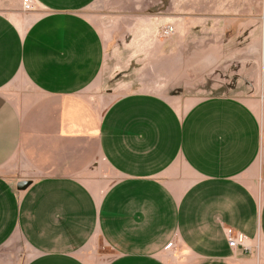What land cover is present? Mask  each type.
Segmentation results:
<instances>
[{
    "label": "crops",
    "instance_id": "obj_1",
    "mask_svg": "<svg viewBox=\"0 0 264 264\" xmlns=\"http://www.w3.org/2000/svg\"><path fill=\"white\" fill-rule=\"evenodd\" d=\"M96 1L33 0L25 31L0 12V264H23L18 240L25 264H88L78 254L96 236L106 264H170L174 242L175 264H264L263 105L214 95L182 113L132 93L97 111L81 96L106 61L83 15ZM98 159L117 177L103 193L82 178Z\"/></svg>",
    "mask_w": 264,
    "mask_h": 264
},
{
    "label": "rangeland",
    "instance_id": "obj_2",
    "mask_svg": "<svg viewBox=\"0 0 264 264\" xmlns=\"http://www.w3.org/2000/svg\"><path fill=\"white\" fill-rule=\"evenodd\" d=\"M196 3L199 11L191 9ZM33 7L25 11L24 0H0V12L23 31ZM83 15L102 35L106 61L81 96L102 114L132 93L161 96L182 113L214 95L264 107V0H97ZM165 26L174 28L171 35H163ZM82 178L103 193L117 177L98 159ZM16 244L25 264L32 252L24 242ZM256 246L261 263L264 243ZM78 255L88 264H106L112 257L99 236ZM162 256L170 264L184 259L176 242Z\"/></svg>",
    "mask_w": 264,
    "mask_h": 264
},
{
    "label": "built area",
    "instance_id": "obj_3",
    "mask_svg": "<svg viewBox=\"0 0 264 264\" xmlns=\"http://www.w3.org/2000/svg\"><path fill=\"white\" fill-rule=\"evenodd\" d=\"M33 0H24V10L25 11H31L33 10ZM170 28V29H169ZM172 27L165 26L163 28V35H171L172 32ZM171 33V34H170ZM264 98V94H263ZM225 233L227 236L228 244L230 248L234 251H241L244 254H251L252 253V242L250 241L249 238H247L243 233L238 232L232 228H226ZM172 246L170 244L168 248Z\"/></svg>",
    "mask_w": 264,
    "mask_h": 264
},
{
    "label": "water",
    "instance_id": "obj_4",
    "mask_svg": "<svg viewBox=\"0 0 264 264\" xmlns=\"http://www.w3.org/2000/svg\"><path fill=\"white\" fill-rule=\"evenodd\" d=\"M30 184H31V181H21V182H18L17 188L18 190L23 191L27 189L30 186Z\"/></svg>",
    "mask_w": 264,
    "mask_h": 264
},
{
    "label": "bare ground",
    "instance_id": "obj_5",
    "mask_svg": "<svg viewBox=\"0 0 264 264\" xmlns=\"http://www.w3.org/2000/svg\"><path fill=\"white\" fill-rule=\"evenodd\" d=\"M170 29V28H169ZM172 29V32L174 31V28H171Z\"/></svg>",
    "mask_w": 264,
    "mask_h": 264
}]
</instances>
